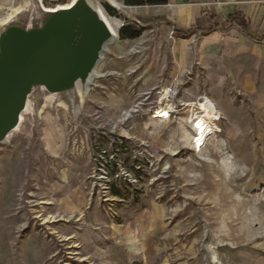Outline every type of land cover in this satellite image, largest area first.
I'll return each mask as SVG.
<instances>
[{"label":"rangeland","instance_id":"obj_1","mask_svg":"<svg viewBox=\"0 0 264 264\" xmlns=\"http://www.w3.org/2000/svg\"><path fill=\"white\" fill-rule=\"evenodd\" d=\"M74 1L0 0V66L9 35L48 43L67 11L44 9ZM118 2L89 90L30 72L20 128L0 133V264H264V40L224 27L181 41L168 11ZM128 22L139 37L121 39ZM192 102L222 113L203 142Z\"/></svg>","mask_w":264,"mask_h":264},{"label":"water","instance_id":"obj_2","mask_svg":"<svg viewBox=\"0 0 264 264\" xmlns=\"http://www.w3.org/2000/svg\"><path fill=\"white\" fill-rule=\"evenodd\" d=\"M56 32L43 45L13 47L0 66V133L12 127L24 108L28 73H38L51 82L85 78L97 66L100 50L110 39L95 12L82 6L67 11Z\"/></svg>","mask_w":264,"mask_h":264},{"label":"bare ground","instance_id":"obj_3","mask_svg":"<svg viewBox=\"0 0 264 264\" xmlns=\"http://www.w3.org/2000/svg\"><path fill=\"white\" fill-rule=\"evenodd\" d=\"M105 1L113 4L118 9L122 8V4H120L118 2V0H105ZM77 6H82V7H85L87 9H90L93 12H95V14L98 16L100 21L104 24V26L108 29V31L110 33V39L102 46V48L100 50L99 59H98V63H99L103 59L104 53L108 52L109 46L112 43V41L116 40V38L118 37V30L121 26V22L117 18L108 16L101 9V7L96 3L95 0H75L70 5L68 4L65 6H59L58 8L56 7L54 9L45 8L44 10H45V12H48V13H55L58 10L70 11L74 7H77ZM130 10H131L130 11L131 14H134L135 12H137L136 8H132ZM1 25H4V23L2 22ZM41 39H42V37L40 34H36V35H32V36H19L18 38H15V36L9 35L5 39V45L7 46V49L10 50L13 47H17V46H20L23 44L39 42ZM98 63H97V66H98ZM97 66L92 71H90L88 73V75L83 80V82L86 84L87 90H89L90 86H92L94 81L98 78V70L96 69ZM76 95L81 100V102L83 103V101L85 100V97H86V92H84L81 84H77V93L76 94H74V92L72 93L73 97ZM168 98H170L169 92L166 90L163 91L162 100H168ZM59 106H60L61 111L69 112V107L65 103H62ZM186 108H189L190 112H192L191 121H193V122L196 120L199 121L198 125L196 126V131L198 134L196 136L195 141L203 142L207 136H209L210 134H212L214 132V127H216V122L218 120H220L222 113L220 112V110L218 108L211 107V106L207 105L206 103H202V104H197V103H193V102L192 103H186L185 109ZM26 110H28L27 100L25 102L23 110L18 115L17 121L12 125V131H11V133H9V135L14 133L16 130H18V128H20V125L23 121L24 112ZM173 112L174 111H173L172 106L169 104H166V106L164 108H161L159 111H157L156 116L154 118L163 122V123L168 122V121H170ZM163 113H167L168 115L165 116V115H163ZM42 204H50V203L49 202H43ZM83 216H84V214L82 212V217ZM54 218H56V217L50 216L47 218H43V221L45 222V224L54 223L55 222ZM58 236H59V238L62 239L61 240L62 242H68V241L75 238L73 236H71V237L60 236V235H58ZM78 247L79 246L76 245V243H74V245L69 247V248L74 249V248H78ZM71 254L73 255L76 253H71ZM86 261H87V259L84 257H82L80 259V262H86ZM216 263L217 262H215V264Z\"/></svg>","mask_w":264,"mask_h":264},{"label":"crops","instance_id":"obj_4","mask_svg":"<svg viewBox=\"0 0 264 264\" xmlns=\"http://www.w3.org/2000/svg\"><path fill=\"white\" fill-rule=\"evenodd\" d=\"M177 2L178 0H169L168 5L151 7L168 11L167 13L170 14L166 16V19L176 27L185 30L198 26L206 28L213 23H225L232 14L245 13L251 21L253 31L259 36H264V0H192L190 4L185 5H179ZM234 28L241 30L230 24L225 27V30L229 31ZM197 34H202V32L194 35ZM218 34H221L220 30L205 37L203 35V38L212 39ZM180 40L185 39L180 38Z\"/></svg>","mask_w":264,"mask_h":264},{"label":"trees","instance_id":"obj_5","mask_svg":"<svg viewBox=\"0 0 264 264\" xmlns=\"http://www.w3.org/2000/svg\"><path fill=\"white\" fill-rule=\"evenodd\" d=\"M168 3L169 0H125L126 6L129 7L163 6V5H168ZM105 9L111 16L118 17L116 10L111 6L106 5ZM162 21L166 22L167 25L174 30L176 37L181 39H188L192 35L198 32H202L204 36H208L213 32H216L226 27L228 24L232 26L234 25L237 26L238 28L241 29L242 32H244L251 39L258 41H262L264 39V36H259L257 33L253 31L250 19L247 17L245 13H241V12H236L232 14L225 23H213L212 25L206 28L198 26L196 28H192L189 30L180 29L176 27L166 18H163ZM120 36L121 39L124 40L135 39L140 36V28L136 24L128 22L127 25L121 28Z\"/></svg>","mask_w":264,"mask_h":264},{"label":"snow or ice","instance_id":"obj_6","mask_svg":"<svg viewBox=\"0 0 264 264\" xmlns=\"http://www.w3.org/2000/svg\"><path fill=\"white\" fill-rule=\"evenodd\" d=\"M163 115L167 116L168 114L167 113H163Z\"/></svg>","mask_w":264,"mask_h":264}]
</instances>
